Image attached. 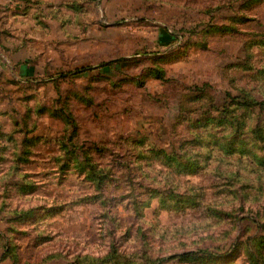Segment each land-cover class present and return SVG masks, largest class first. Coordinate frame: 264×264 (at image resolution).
I'll list each match as a JSON object with an SVG mask.
<instances>
[{
    "label": "rangeland",
    "instance_id": "374dc122",
    "mask_svg": "<svg viewBox=\"0 0 264 264\" xmlns=\"http://www.w3.org/2000/svg\"><path fill=\"white\" fill-rule=\"evenodd\" d=\"M259 102L264 0H0V264H264Z\"/></svg>",
    "mask_w": 264,
    "mask_h": 264
},
{
    "label": "trees",
    "instance_id": "16d2710c",
    "mask_svg": "<svg viewBox=\"0 0 264 264\" xmlns=\"http://www.w3.org/2000/svg\"><path fill=\"white\" fill-rule=\"evenodd\" d=\"M157 75H158V78H162V74L157 73ZM252 107L258 108L259 110H264V102L254 103V105L251 106V108H252ZM94 167H95V166H93V168H94ZM62 170H64V169H62Z\"/></svg>",
    "mask_w": 264,
    "mask_h": 264
}]
</instances>
